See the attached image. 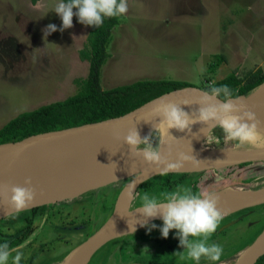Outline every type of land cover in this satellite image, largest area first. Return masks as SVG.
<instances>
[{"label":"rangeland","instance_id":"obj_1","mask_svg":"<svg viewBox=\"0 0 264 264\" xmlns=\"http://www.w3.org/2000/svg\"><path fill=\"white\" fill-rule=\"evenodd\" d=\"M58 2L47 0V7L41 13L29 8V3H36L31 0H0V128L22 112L75 95L80 90L81 80L88 76L89 61L81 57V51L90 48L88 26L79 23L74 16L72 28L51 34L44 31L48 24H55L58 29L62 26V20L52 11ZM127 2L129 11L120 16V22L113 29L108 46L110 57L102 67L103 89L159 78L210 87L234 72L242 77L252 69L264 71V0ZM211 133L219 137L218 147H224L222 131L215 128ZM155 144L154 139L153 146ZM137 174L138 171L78 196L45 204L52 219L41 220L38 227V223L33 225L44 232L50 223H64L65 226L74 223L70 232H80L76 235L81 243L105 223L126 184ZM169 175L176 178L173 188L159 182ZM143 183L131 209L141 205L146 192L164 200L180 186L191 188L199 195L231 186L259 190L264 188V159L180 173H157ZM194 185H197L195 189ZM228 216L218 226L239 216L242 220L238 225H227L223 238L219 236L217 242L213 241L217 239L215 233L207 241L222 246L221 260L213 262L202 258L199 264L234 263L239 253L252 245L264 228V203ZM29 217L30 210L8 216L0 220V230L13 233L14 227L27 222ZM16 219L17 223H10ZM148 223L162 226L158 218ZM38 231L35 233L37 239L40 237ZM175 232L171 230L165 239L159 227L150 233L140 227L105 242L87 264L136 261L196 264L179 246Z\"/></svg>","mask_w":264,"mask_h":264},{"label":"clouds","instance_id":"obj_2","mask_svg":"<svg viewBox=\"0 0 264 264\" xmlns=\"http://www.w3.org/2000/svg\"><path fill=\"white\" fill-rule=\"evenodd\" d=\"M28 6L42 13L47 7V0H36L35 4L29 3ZM52 11L60 17L62 26L58 29L55 24H48L44 29L47 34L72 28L74 16L82 25L97 28L103 24L105 18L126 14L129 6L127 0H59ZM183 105L188 106L186 103ZM198 105L199 107L190 114L181 104L162 100L156 109V117L161 119L159 123L153 124V132L141 138L139 131L134 127L123 137L130 155L139 156L150 165H163L166 171L179 170L183 162L189 159L199 163L195 156L188 157L183 153L179 154L175 161H168L164 156V150L171 149L169 140L177 139L171 135L170 130L191 133L192 126L197 123L206 125L200 129V133L206 138L214 128H219L223 133L224 145L231 144L233 150L246 147L264 149V132L259 128L256 113L246 110L240 98L234 97L227 85L211 87L204 91ZM31 183L29 178L24 181L26 186L12 185L8 189L7 203L17 213L26 210L36 197V190ZM133 212H138L143 217L142 222L135 223H140V227L146 228L149 233L159 227L162 238L167 239L170 231L176 230L175 238L179 240V246L196 264H199L202 258L213 262L221 260L222 246L207 243L223 219V213L218 208V197L215 195L195 194L191 188L184 186L178 187L164 200H158L146 192L141 205ZM157 218L162 220V226L148 223L149 219ZM131 229L136 231L134 226ZM196 237L202 239H192ZM12 251L7 243L0 245V264H8ZM16 251L13 264H20L22 253Z\"/></svg>","mask_w":264,"mask_h":264},{"label":"water","instance_id":"obj_3","mask_svg":"<svg viewBox=\"0 0 264 264\" xmlns=\"http://www.w3.org/2000/svg\"><path fill=\"white\" fill-rule=\"evenodd\" d=\"M263 84L264 82H262L258 87ZM204 91L207 90L196 86L177 88L154 97L131 111L116 117L33 134L18 141L0 143V151L6 150L3 159L0 161V220L17 213L7 203L8 189L12 185L26 186L24 184L26 179H31V186L36 190V197L34 201L26 209L30 210L68 197L78 196L89 190L98 188L99 186L113 183L138 171V174L134 177V179L126 184L123 192L116 201L111 215L105 223H103L94 234L79 243L60 263L66 264L69 257H71L73 253L77 252L78 255L76 259L70 264H87L91 257L102 245L105 244V242L111 240L112 238L121 236L119 235L107 238L106 233L108 230L122 224L123 221L127 219H133L140 216V213L133 212L134 209L138 208L140 205L131 209L132 202L137 194L139 186L147 178L153 175L150 171L155 167V165L147 163L145 167L138 170H132L122 176H114L112 175V169H106L99 177L86 180L83 183V187L76 192H70V190L68 191V189H66L62 190L63 192L58 190L48 191L49 193L46 194V190H44V188L42 189V186L46 180V176L50 172V169L52 167H58L61 164L60 162L83 147H96L100 145L106 148V152H109V154L112 153L111 150H115L114 146L113 149H110L112 144H115V142L117 144L120 143V138L123 141V137L131 128L136 127L140 134L148 130L153 132V124L159 122L161 119L160 117H156V109L162 100L164 102L181 104L185 111L193 112L199 107L198 102ZM252 92L247 95H240L236 97L240 98L242 103L245 105L246 110L256 113L259 128L264 130V94L253 95ZM185 103L188 106L183 105ZM149 133H146V136H148ZM179 134L184 137V140L180 143L170 144V151L167 148L164 150L165 158H177L179 154L188 152L196 145V130L193 126L191 133L185 131L179 132ZM104 144L105 146H103ZM109 154L107 155L109 156ZM259 159H264V157L247 159L244 161ZM240 162L242 161L236 163ZM226 189L228 188H224L210 194L214 195L218 192L225 191ZM133 190L135 195H133ZM262 192L263 193L260 195L257 194L256 196L247 199H224L223 201L218 202V208L223 213V216H226L249 207L261 205L264 203V191ZM44 194L47 196H44ZM151 220H148V222ZM138 228H140V226L136 229ZM263 234L264 228L257 235L252 245H254ZM263 244L264 240L262 244L259 245L260 247L248 258L247 261L242 264H255L259 257L264 254ZM238 261L239 258L237 257L232 264H236ZM123 264L146 263L129 262Z\"/></svg>","mask_w":264,"mask_h":264},{"label":"trees","instance_id":"obj_4","mask_svg":"<svg viewBox=\"0 0 264 264\" xmlns=\"http://www.w3.org/2000/svg\"><path fill=\"white\" fill-rule=\"evenodd\" d=\"M31 1L36 2V0ZM119 22L120 16H116L105 18L103 24L97 28L88 26L90 48L82 50L81 57L89 61V72L88 76L81 80L80 90L64 100L18 114L0 128V143L18 141L33 134L116 117L163 93L177 88L195 86L183 80L159 78L139 80L103 89L101 87L102 67L110 57L108 46L113 37V29ZM262 82H264V71L259 68L249 70L242 77H239L235 72L231 73L217 80L210 87L200 86V88L209 90L211 87L227 85L236 97L249 94ZM159 182L173 188L176 178L169 175L163 177ZM196 187L197 185L193 186L194 189ZM31 231L33 232V229L28 228L19 234L20 230L17 229L15 232L19 236L16 237L15 234L0 230V245L7 243L9 249L15 248L29 238ZM255 264H264V254Z\"/></svg>","mask_w":264,"mask_h":264},{"label":"bare ground","instance_id":"obj_5","mask_svg":"<svg viewBox=\"0 0 264 264\" xmlns=\"http://www.w3.org/2000/svg\"><path fill=\"white\" fill-rule=\"evenodd\" d=\"M252 94H264V84L255 89ZM189 113L191 114V112ZM193 127L196 130L197 142L196 145L188 152L184 153V155L188 157L195 156L199 160V163L192 159H189L183 162V166L179 170L174 171H166L163 165L155 166L150 171L151 174L165 172L180 173L201 168H217L247 159L264 157V149L246 147L241 150H233L231 144L225 145L224 147H218L217 143L219 141V137L210 133V135L206 138L203 134L200 133V129L202 127H206V125L197 123L193 125ZM260 130L264 132V130ZM149 132L150 131L148 130L144 133H141V138H144L146 136V133ZM170 133L177 138L175 140L170 139V144L180 143L184 140V137L175 129H171ZM103 146H105V144ZM113 146L115 150H111L112 153L110 154L109 152H106V148L100 145L96 147L87 146L80 148L77 152L60 162L61 164L58 167H52L50 169V172L46 176V180L44 181L42 189L44 188V190H46V194L49 193L48 191H62L66 189H68V191L70 190V192H76L81 187H83V183L86 180L99 177L106 169H112L114 173H112V175L114 176H122L126 175L132 170L141 169L147 164L141 157L131 156L128 146L124 144L121 138L120 143H113L110 149H113ZM5 151L6 150L0 151V161L4 157ZM107 154H109V156ZM176 159L177 158H166V160L168 161H175ZM256 191L258 192L252 191L249 188L231 186L225 191L218 192L214 195L218 197V202L223 201L224 199H247L256 196L257 194L260 195L261 193H263L262 191H264V189L262 188L261 190L259 189ZM46 194H44V196H47ZM136 221L142 222L143 217L140 215L137 218L127 219L123 221L122 224L108 230V232L106 233V237L109 238L113 236L124 235L125 233L132 231L131 228L133 226L135 228L140 226V223H135ZM263 240L264 234L260 236V238L254 245H250V247L240 252L238 255L239 261L236 264H242L247 261L248 258L260 247L259 245L262 244ZM77 255V252L73 253L72 256L67 260L66 264L73 263Z\"/></svg>","mask_w":264,"mask_h":264},{"label":"crops","instance_id":"obj_6","mask_svg":"<svg viewBox=\"0 0 264 264\" xmlns=\"http://www.w3.org/2000/svg\"><path fill=\"white\" fill-rule=\"evenodd\" d=\"M47 209L48 208H46V211ZM64 211L66 212V210ZM47 212L51 215L50 211ZM245 214L246 213H244V215ZM226 216H223V218ZM240 216L238 219H230L229 221H225L220 226H218L215 232L217 239L213 241L217 242L221 237L223 238L224 229L227 225L235 223L237 225L240 224L239 221L242 220ZM53 219L55 218L53 217ZM54 227L56 230H54L53 227L46 225V230L44 232L38 231L40 236L38 239L36 237L32 243L28 242L24 247L22 246L23 243L18 245L13 249L10 257H15L17 254L16 250H18L20 253H22L20 264H60L65 259V257L79 244L80 238L76 235L77 233L75 234L70 232V228L72 227L66 228L64 223H55ZM219 236L221 237L219 238ZM82 238L83 237H81V239ZM14 252H16V254ZM8 264H13V258H9Z\"/></svg>","mask_w":264,"mask_h":264},{"label":"flooded vegetation","instance_id":"obj_7","mask_svg":"<svg viewBox=\"0 0 264 264\" xmlns=\"http://www.w3.org/2000/svg\"><path fill=\"white\" fill-rule=\"evenodd\" d=\"M252 190V189H251ZM252 191H256V190H252ZM45 206L46 205H41V206H38V207H35V208H33V209H30V219L27 221V222H23L22 224H19L20 226L19 227H14V228H16V230L17 229H19L20 230V232H19V234H22V232H24L26 229H28V228H32L33 229V232L31 231V235L29 236V238L28 239H26L23 243L24 244H22V246L24 247L25 246V244H26V242H27V240H28V242H31L32 243V241L34 240V239H36V235H35V233L38 231L37 229H36V227H38L39 225H40V221L41 220H43V219H48V221L49 220H51L52 219V217H51V215L46 211V208H45ZM34 209H36L35 211H33ZM25 218H28V216H26ZM5 219V218H4ZM4 219H1V220H4ZM10 223L11 224H13V223H17V219L16 220H11L10 221ZM38 223V224H37ZM36 226V224H37V226L35 227L34 225ZM65 225V224H64ZM75 224L74 223H71V224H68V226L69 227H72V228H74L73 226H74ZM48 226H51V227H53V229L54 230H56V228L54 227V225H52L51 223H50V225H48ZM68 226H66V227H68ZM15 230V231H16ZM80 230V229H79ZM13 232V233H10V234H15L16 235V237H18L19 236V234H16V232ZM78 233V235H79V232H77ZM27 242V243H28ZM14 248H12V249H10V250H13Z\"/></svg>","mask_w":264,"mask_h":264}]
</instances>
